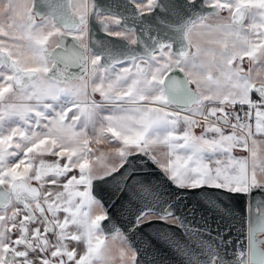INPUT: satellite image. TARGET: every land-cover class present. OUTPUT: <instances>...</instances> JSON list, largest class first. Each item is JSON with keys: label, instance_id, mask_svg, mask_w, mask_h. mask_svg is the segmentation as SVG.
<instances>
[{"label": "snow or ice", "instance_id": "snow-or-ice-1", "mask_svg": "<svg viewBox=\"0 0 264 264\" xmlns=\"http://www.w3.org/2000/svg\"><path fill=\"white\" fill-rule=\"evenodd\" d=\"M264 264V0H0V264Z\"/></svg>", "mask_w": 264, "mask_h": 264}, {"label": "crops", "instance_id": "crops-1", "mask_svg": "<svg viewBox=\"0 0 264 264\" xmlns=\"http://www.w3.org/2000/svg\"><path fill=\"white\" fill-rule=\"evenodd\" d=\"M117 254H118V252H116ZM115 264H124V262L123 261H121V259L120 260H118V259H115Z\"/></svg>", "mask_w": 264, "mask_h": 264}, {"label": "rangeland", "instance_id": "rangeland-1", "mask_svg": "<svg viewBox=\"0 0 264 264\" xmlns=\"http://www.w3.org/2000/svg\"><path fill=\"white\" fill-rule=\"evenodd\" d=\"M114 255H115L116 259L120 260L119 253L117 254V253L114 251Z\"/></svg>", "mask_w": 264, "mask_h": 264}]
</instances>
